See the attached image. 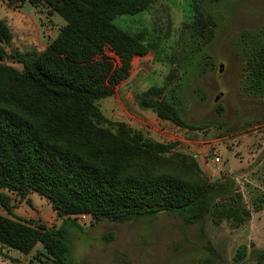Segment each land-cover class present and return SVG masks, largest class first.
<instances>
[{"label": "trees", "instance_id": "trees-1", "mask_svg": "<svg viewBox=\"0 0 264 264\" xmlns=\"http://www.w3.org/2000/svg\"><path fill=\"white\" fill-rule=\"evenodd\" d=\"M25 1L46 4L65 25L36 57H17L23 69L0 63V188L23 198L33 192L46 196L62 223L50 227L40 220L0 214V243L24 254L41 243L55 258L54 264H82L70 256L69 244L73 229H86L74 217L81 213H92L97 222L180 215L188 225H202L203 232L210 218L217 225L224 219L240 225L251 217L252 210L240 201L217 208L224 185L218 181L195 183L167 170L140 176L138 167L146 166L139 155L168 152L177 143L142 141L125 122L117 123V133L96 124L105 118L97 100L112 95L131 74L134 57L150 48L141 35L127 34L113 21L118 15L137 14L155 0H8V4L20 7ZM204 1L195 0L198 21L184 30L198 50L214 34V29L204 34V20L217 25L204 10ZM12 39L9 25L0 20V60L8 56L6 44ZM108 41L114 43L118 64L102 53ZM233 43L248 69L244 91L264 99V22L243 29ZM141 102L190 129L209 125L183 117L174 87L151 88ZM5 197L1 194V199ZM203 248L209 256L198 264H223L219 248L224 247L208 239ZM247 252V245H242L235 260ZM259 258L264 264L263 250Z\"/></svg>", "mask_w": 264, "mask_h": 264}, {"label": "rangeland", "instance_id": "rangeland-1", "mask_svg": "<svg viewBox=\"0 0 264 264\" xmlns=\"http://www.w3.org/2000/svg\"><path fill=\"white\" fill-rule=\"evenodd\" d=\"M204 2V10L217 25L204 20V34L210 29L214 34L199 50L184 31L186 24L198 21L195 0H155L137 14L115 17L117 27L141 35L150 48L134 57L131 74L112 95L97 100L107 120L96 124L117 133V123L125 122L142 141L177 143L168 152L139 155L146 166L136 165L140 176L167 170L195 183L218 181L224 185L217 208L240 201L252 215L240 225L227 219L217 225L210 218L204 232L202 225H188L180 215L167 213L153 220L127 222H97L93 216L79 221L85 230L73 229L70 235V256L82 264H198L209 256L203 248L208 239L224 247L219 248L223 264L260 263L259 251H264V99L244 91L248 69L233 40L243 29L264 22V0ZM0 20L13 33L6 44L8 56L0 63L17 69H23L18 56L36 57L65 25L64 18L46 4L28 1L13 7L8 0H0ZM102 53L114 64L120 62L113 42L108 41ZM173 87L183 117L208 126L190 129L142 104L141 98L151 88ZM1 194L6 197L1 199ZM258 204L261 209L257 210ZM0 214L40 220L50 227L62 223L49 199L37 192L23 198L0 188ZM242 245H247V255L236 261ZM54 262L41 243L28 254L0 243V264Z\"/></svg>", "mask_w": 264, "mask_h": 264}, {"label": "built area", "instance_id": "built-area-1", "mask_svg": "<svg viewBox=\"0 0 264 264\" xmlns=\"http://www.w3.org/2000/svg\"><path fill=\"white\" fill-rule=\"evenodd\" d=\"M217 161H220V158H217ZM74 217H76L80 222L81 221H85L87 219H90L93 217L92 213H81L78 215H74Z\"/></svg>", "mask_w": 264, "mask_h": 264}, {"label": "water", "instance_id": "water-1", "mask_svg": "<svg viewBox=\"0 0 264 264\" xmlns=\"http://www.w3.org/2000/svg\"><path fill=\"white\" fill-rule=\"evenodd\" d=\"M221 95H218V97L217 98H219ZM225 178V177H224Z\"/></svg>", "mask_w": 264, "mask_h": 264}]
</instances>
